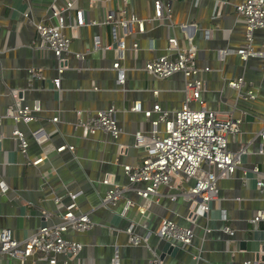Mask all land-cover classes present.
Returning <instances> with one entry per match:
<instances>
[{"label": "crops", "instance_id": "obj_1", "mask_svg": "<svg viewBox=\"0 0 264 264\" xmlns=\"http://www.w3.org/2000/svg\"><path fill=\"white\" fill-rule=\"evenodd\" d=\"M241 1L162 0L165 6L169 4L170 11L161 20L145 21L143 32H139L135 24L124 30L126 49L122 52L120 66L125 69L126 77L123 84H117V71L112 63L118 54L109 26L101 22L108 11L118 13L122 9L142 19L152 17L153 0H109L95 4L76 0L75 6L84 11L86 20H95L97 24L83 25L75 35L69 27L63 28V33L71 36V52L60 86L56 88L51 79L56 75L58 62L50 51L36 47L34 42L38 35L32 22L55 24L51 6L62 7L64 0H0V115L15 104L10 94L12 89L19 92L17 103L33 105L37 102L40 107L33 121L15 123L10 117H3L0 122L3 134L0 179L6 185L5 191L0 190V229L10 228L21 240L43 222H58L56 214L60 207L53 198L58 196L66 203L71 191L78 193V211L88 212L93 225L84 232H66L68 238L81 242L83 247L74 258L57 255L56 264H110L115 251L118 264H149L154 255L164 264L253 261L254 252L240 248L239 241L255 238L264 247V221L255 224L249 221L256 210H264V192L256 187L251 170L254 165L264 170V154L258 152L260 138L256 135L264 117V58L250 57L243 61L235 53L245 40L244 21L235 10V5ZM64 15L66 22L73 20L74 10ZM94 36L99 37L102 45L114 46L94 49ZM169 36L177 38L180 48L195 47L197 64L210 67L204 74L205 89L201 94L206 109L221 117L232 113L243 118L240 132L228 141L231 150L241 145L246 147L242 164L231 176L218 180L217 199L211 203L207 216L198 217L195 223L186 220L189 204L181 198L170 201L162 197L158 203L152 202L144 215L139 214L136 205L145 204V200L133 191L126 192L125 198L132 199L136 205L124 216L120 212L125 199L112 209L100 203L107 189L101 180L113 174L117 183L128 184L122 166L138 164L145 155L141 146H135L134 133L149 129L150 124L142 112L130 109L134 102L140 101L142 109H150L158 103L170 112L182 105L184 78L180 73L158 78L143 69L149 59L174 54L166 49ZM135 41L138 47L132 49ZM263 45L264 28L257 29L253 46L260 49ZM73 52H83L85 58L78 60ZM239 75L252 83L255 99L235 102L236 91L225 81ZM112 105L116 108V122L122 129L118 137L113 138L103 131L83 136L76 122ZM189 105L199 108L195 101ZM76 110L81 111L79 116ZM54 116L58 117L56 122L51 121ZM157 116L153 113L151 119ZM14 128L20 129L27 139V156L18 150L11 136ZM36 135L42 141L38 142ZM61 145H72L73 149L66 147L57 151ZM119 145L127 147L122 154ZM41 154L47 156L45 161L38 165L27 163ZM161 191L168 192L165 188ZM42 210L48 213L47 217ZM161 218H171L190 227L195 234L192 243L181 246L171 242L173 246L178 245V250L173 254L165 252L161 257L164 241L155 234ZM131 223L136 234L146 237L145 242L136 245L129 242L126 228ZM225 226L233 230L232 235L224 231ZM0 264H47V260L33 256L21 263L0 253ZM259 264H264V257Z\"/></svg>", "mask_w": 264, "mask_h": 264}, {"label": "built area", "instance_id": "obj_2", "mask_svg": "<svg viewBox=\"0 0 264 264\" xmlns=\"http://www.w3.org/2000/svg\"><path fill=\"white\" fill-rule=\"evenodd\" d=\"M76 0H64L62 7L54 4L51 6L52 16L56 19L55 24L43 21L32 22L38 39L36 47L50 51L56 58L58 65L56 75L51 79L53 85L59 88L61 74L67 68V61L70 57L71 36L63 33L65 26L69 27L75 35V31L86 24L95 25V20H86L84 11L76 8ZM89 4L106 2L109 0H87ZM128 0H123L127 2ZM74 10L73 20L66 22L65 15ZM236 12L242 17L245 25L244 43L235 50V53L243 61L250 57L264 58V45L260 49L253 46V34L257 29L264 28V0H242L235 5ZM170 6H166L162 0H153V16L142 19L133 13H127L122 9L118 13L108 11L102 20V24L109 26L112 41L118 54L112 63V68L117 71L116 82H125V69L120 66L122 52L126 49L125 31L133 24L138 26V31L143 32L144 23L161 20L164 14H168ZM124 13H127L125 16ZM28 18V14H25ZM124 31L122 34L119 31ZM33 43V44H34ZM113 44H101L98 36L93 37L94 49H109ZM138 43H132L131 48L136 49ZM168 51L171 53L149 59L143 64V69L158 78H166L175 73H180L184 78L182 89L183 102L179 109L172 112L164 110L158 103H154L150 109H142L141 102L135 101L130 108L132 111L142 112L149 121L150 127L147 130L139 129L134 133L135 146H141L145 155L138 164H124L123 172L128 184L122 185L115 181L113 174H107L101 182L107 185V189L100 198L101 205L106 208H114L117 203L125 199L120 214L125 215L127 210L136 205L130 199L125 198L128 191H133L137 196L145 200V204H137L136 208L140 215H144L152 202L167 198L175 201L178 198L188 202V214L186 220L195 223L198 217L207 216L211 203L218 197L217 182L219 179L231 176L242 164V156L246 154V147L241 145L236 150L228 146L230 137L236 136L243 122L242 116H234L232 113L221 117L217 112L208 110L201 97L205 89L204 74L210 70L209 66L200 67L197 64L196 49L193 46L180 48L175 36L167 38ZM73 57L78 60L85 58L83 52H73ZM225 84L236 91L235 102L239 100L249 101L256 97V92L251 82H247L242 75L230 78ZM157 93V90L153 91ZM18 90H10L15 104L6 109L5 114L0 115V122L3 117H10L15 123L30 122L36 117L40 110L39 104L23 105L20 101ZM197 102L199 108H192L190 102ZM243 112V111H242ZM77 115L81 114L76 110ZM153 113L158 116L151 119ZM116 108L112 105L105 109H99L86 120L79 119L76 126L82 129L83 136L95 134L97 131L109 133L117 138L122 132L116 122ZM57 116L51 121L56 122ZM38 130L33 132V135ZM260 138L258 152L264 154V117L262 128L256 133ZM3 134L0 133V139ZM11 136L17 142L18 150L27 156L28 142L24 133L14 128ZM37 141H42L36 135ZM73 149L72 145H61L56 150L65 148ZM126 145H119V153L122 154ZM47 156L41 154L27 161L28 164L38 165L45 161ZM255 175L256 187L264 192V170L257 165L252 167ZM168 188V192L161 191ZM0 190L5 191L4 180L0 179ZM77 192H68L69 201L63 203L58 196H54V203L60 207L56 216L58 222L45 223L38 227L33 233L24 239H17L10 228L0 229V253L11 258L18 259L21 263L33 256H41L47 260V264H56L57 255L64 254L68 258L76 257L82 250L83 244L77 240L68 238L66 232L69 230L84 232L89 230L93 223L88 212H80L77 209ZM47 217L48 213L42 210ZM44 217V218H45ZM225 219V215H222ZM252 224L264 221V210H256L249 220ZM133 224L126 228L128 240L131 244H139L146 241V237L136 234L132 229ZM224 231L230 235L233 230L228 226ZM160 240L178 242L181 246L189 245L194 238V231L187 226H182L171 218H161L155 230ZM259 256L264 257V247L260 250ZM258 259L246 260L245 264H259ZM110 264H118V254L115 251ZM149 264H164L158 255H154Z\"/></svg>", "mask_w": 264, "mask_h": 264}, {"label": "water", "instance_id": "obj_3", "mask_svg": "<svg viewBox=\"0 0 264 264\" xmlns=\"http://www.w3.org/2000/svg\"><path fill=\"white\" fill-rule=\"evenodd\" d=\"M248 119L249 116H246ZM45 222H43L41 225H44ZM163 246H162V254L161 257L165 252L168 253H175L178 250V245L173 246L171 244V241L163 240ZM239 246L242 249L250 250L251 252H254L255 259H258L259 257L263 258V256H259L260 250L263 249V246L261 245V241L259 239L252 238L250 240H241L239 241Z\"/></svg>", "mask_w": 264, "mask_h": 264}, {"label": "rangeland", "instance_id": "obj_4", "mask_svg": "<svg viewBox=\"0 0 264 264\" xmlns=\"http://www.w3.org/2000/svg\"><path fill=\"white\" fill-rule=\"evenodd\" d=\"M166 189V191H168L169 189L168 188H165Z\"/></svg>", "mask_w": 264, "mask_h": 264}]
</instances>
